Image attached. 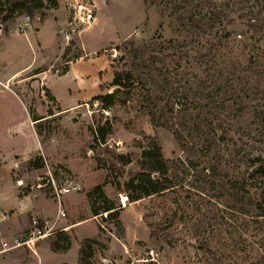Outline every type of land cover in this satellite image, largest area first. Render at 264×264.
I'll return each mask as SVG.
<instances>
[{
	"label": "rangeland",
	"instance_id": "374dc122",
	"mask_svg": "<svg viewBox=\"0 0 264 264\" xmlns=\"http://www.w3.org/2000/svg\"><path fill=\"white\" fill-rule=\"evenodd\" d=\"M70 1L59 0L65 8ZM89 1L99 23L84 34L83 44L99 51L85 54L79 41L63 47L42 79L34 82L30 76L40 69H32L22 84L0 94V207L7 215L0 222V244L23 242L33 219L56 217L53 187L79 188L61 197L65 217L51 236L30 249L2 252L0 264H264V179L257 172L264 169V0ZM57 8L40 10L30 27L45 15L55 17ZM178 16L193 17L197 25H181ZM25 18L0 20L3 35L17 34L13 40L0 37L6 74L56 55L59 38L48 30L39 36L43 60H36L35 42L28 29L22 31ZM213 45L215 54L205 57ZM68 62L74 64L61 77ZM115 72L117 87L111 86ZM110 93L111 107L101 100L94 105ZM53 94L61 103L86 99L66 109ZM19 104L42 118L35 124L39 146L28 123L15 127L13 139L5 136L8 125L26 121ZM205 122L218 157L195 130ZM102 133L104 141L96 142ZM154 147L171 162L164 177L174 187L134 200L125 184L140 172L142 152ZM39 158L43 166L35 169L31 163ZM96 186L116 216L102 211L101 200L89 199ZM27 195L21 215L12 216L19 211L17 196ZM54 242L67 249L54 251ZM150 250L154 260L148 259Z\"/></svg>",
	"mask_w": 264,
	"mask_h": 264
},
{
	"label": "trees",
	"instance_id": "16d2710c",
	"mask_svg": "<svg viewBox=\"0 0 264 264\" xmlns=\"http://www.w3.org/2000/svg\"><path fill=\"white\" fill-rule=\"evenodd\" d=\"M48 5V6H47ZM57 0H0V20L1 21H7L13 19L15 16L18 15H25L29 19L33 18L40 10L44 8H57ZM189 21V23L194 25H197V21L193 20V17L184 18L183 16H178V22L181 25H185L186 22ZM227 38V34L224 30V39ZM216 51L215 45L211 46L209 50L207 51V56L214 55ZM138 51L134 50L132 53L133 59H137L138 57ZM68 70V66L65 67L64 72L62 75H64ZM128 79L130 78L129 72L126 74ZM119 75L117 72H115L113 80L111 82V86L117 87L120 86L119 82ZM215 87V86H214ZM217 88V86H216ZM215 88V89H216ZM219 92V88L216 90H213L211 94L208 95V98L210 99V105L215 104L213 101V97L216 96V94ZM113 97L114 93H110L104 96H98V98H95V100H101L103 103V107L109 108L111 107L113 103ZM210 112V111H209ZM156 116L152 117V120L154 122H157L155 119ZM203 128V129H202ZM195 130L198 133H201V135L204 134L205 140V147L207 151L211 150L215 153L216 157L219 155V148L218 143L216 141V138L213 133V129L211 127V124H208L205 122L204 124H197L195 126ZM105 133H102L100 135V140L96 139V142L104 141ZM171 163L169 160H163L162 156L160 154V151L157 147L152 148V150L144 151L142 152V162H141V169L140 172L136 173L126 184H125V191L128 193H131V198L136 200L143 196H151V195H157L165 190L171 189L174 187L173 182L171 179L164 177L168 165ZM31 166L35 169H39L43 166V161L41 158H39L36 161L31 163ZM219 167V161L214 163L213 169H218ZM257 172L260 174V176L264 179V169L259 168ZM89 199L91 201H94L96 198L98 200H101L103 202V207L101 208L104 213L109 212L108 216L113 217L116 216L117 213L110 212L114 208L109 204L106 200V197L104 193L102 192V189L100 186H96L92 192L88 194ZM261 200L264 202V192L261 194ZM91 213L93 216L98 215V209L95 208V206L91 205ZM114 212V211H113ZM58 240H62L64 242H68V237L63 234H58ZM90 243V242H89ZM52 249L54 251H58L61 249L66 250L67 246L64 248H61L58 246L56 242L53 243ZM81 255L83 253V250H80ZM80 255V256H81ZM82 259V256H81Z\"/></svg>",
	"mask_w": 264,
	"mask_h": 264
},
{
	"label": "crops",
	"instance_id": "0c3cea01",
	"mask_svg": "<svg viewBox=\"0 0 264 264\" xmlns=\"http://www.w3.org/2000/svg\"><path fill=\"white\" fill-rule=\"evenodd\" d=\"M47 13V12H46ZM53 13H56L55 14V17H52L50 15H45L44 19L38 23L37 25H33L30 27V19L27 21L26 23V28H23L22 31H26L27 29L29 30L28 31V37L31 35L32 36V39H33V42H35V47H33V50L34 52H36V60H39L42 61L43 58L41 57H38V53L42 52L43 49H44V45L42 43V41H40V37L41 36V33L42 32H46L48 33V30H50V32L52 33L51 35L53 36V40L55 39V37L59 38V44H58V47L56 48V55L53 57V59L46 63V64H42L39 65V66H36V62L32 65V62L29 63V64H26L22 69H18V70H14L10 73H5V71H3V66H2V63H1V60H0V94H4L5 92L7 91H12V87L14 85H19L22 84V82L26 79H28L29 77L26 75L27 72H30L32 69H40V71L32 76H30V78L34 79V82L40 80L43 78V75H45L47 72H48V69L52 66L53 64V61H59L61 56H62V51H63V42L62 40L60 39V37H58L57 35V31L64 27L65 24H66V21H67V10L65 8V6L61 5V3L59 2L58 0V8L53 12ZM36 16V15H35ZM34 16V17H35ZM98 17L96 15V22H95V25L93 26V28L91 29V31L93 32V30H95L98 26ZM25 33V32H24ZM17 34H7V35H3V33L0 31V37L2 36H6V37H9L10 39H15V37ZM87 36H82L81 37V40H80V43L82 45V49L84 50V53L85 54H89V55H92L96 52L99 51L98 48H91L89 47L87 49V47L84 46L83 44V38ZM1 55H2V52L0 51V59H1ZM74 64V62H68V70L67 72L64 74V75H61V77H64L67 75V73L69 72L70 70V67ZM32 65V66H31ZM100 72H98L99 76H100ZM83 90V89H82ZM81 92V90L78 89V92ZM16 96V95H15ZM53 97L55 98V100L57 101L58 104H60V106H64L66 105V109L68 108H71V107H74L75 104H78L79 102H83L86 97H80V98H69V99H66V102L65 103H61L60 102V99L53 94ZM17 98V97H16ZM16 101H18L16 99ZM19 103V102H18ZM20 105V104H19ZM20 109L22 111V113L25 115V118H26V121L24 120H21L20 123L18 124H14V125H8L7 129H4V133L6 134V138L8 140H11L13 139L16 135H17V132H16V129L15 127L18 126L19 124H25V123H28L29 125V128L31 129V131L33 132V135L35 136V139H36V143L38 144L39 146V143H40V140H39V134L38 132L36 131V121H39L41 120L42 118L35 114L34 113V110L33 109H28L24 104L20 105ZM36 115V116H35ZM36 117V118H34ZM10 126V127H9ZM39 153V151H38ZM36 155H39V154H36ZM26 159V158H25ZM18 156L16 157L15 160H12L13 161V165L11 167V170H15L17 168V163H19L18 161ZM26 161V160H25ZM1 162V161H0ZM19 186V185H18ZM19 188V187H18ZM29 195L27 196H22V197H18L17 196V200H18V210H12L14 211L13 212V215L12 216H15L16 214L19 216L21 215L20 211L23 209V205L25 204V201L26 199L28 198ZM25 211V210H24ZM23 213V212H22Z\"/></svg>",
	"mask_w": 264,
	"mask_h": 264
},
{
	"label": "built area",
	"instance_id": "2783aa9c",
	"mask_svg": "<svg viewBox=\"0 0 264 264\" xmlns=\"http://www.w3.org/2000/svg\"><path fill=\"white\" fill-rule=\"evenodd\" d=\"M66 10L68 15L66 24L64 27L58 30L57 35L62 40L64 47H69L73 46L74 43L76 44L77 41L80 42L82 35L91 31L96 22V7L89 0H71L67 4ZM25 19L27 23L29 18L26 17ZM83 57H85V55ZM55 72L58 73V70H55ZM41 94L43 96V91ZM98 104V100H95L94 105ZM18 185L21 186L22 182L19 181ZM53 190L54 199L58 205L56 217L51 219V221L45 219H33L31 221L33 230L26 236L25 241L20 242V239L16 238L13 240L11 246H8L7 243L2 242L0 244V254L12 248H18L23 245L30 249L31 244H33L35 241L48 238L54 233V229L60 219L65 217L64 212L61 210V197L77 192L79 188L76 185L70 184L59 190L53 187ZM119 203L124 207L128 203V196H119ZM5 219H7V215L0 207V222L4 221ZM148 259L154 260V252L152 250H150L148 253Z\"/></svg>",
	"mask_w": 264,
	"mask_h": 264
},
{
	"label": "bare ground",
	"instance_id": "6f19581e",
	"mask_svg": "<svg viewBox=\"0 0 264 264\" xmlns=\"http://www.w3.org/2000/svg\"><path fill=\"white\" fill-rule=\"evenodd\" d=\"M20 184V183H19Z\"/></svg>",
	"mask_w": 264,
	"mask_h": 264
}]
</instances>
